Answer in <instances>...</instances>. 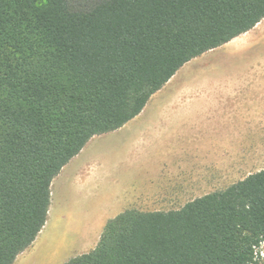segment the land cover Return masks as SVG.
<instances>
[{
	"label": "trees",
	"instance_id": "obj_1",
	"mask_svg": "<svg viewBox=\"0 0 264 264\" xmlns=\"http://www.w3.org/2000/svg\"><path fill=\"white\" fill-rule=\"evenodd\" d=\"M263 19L264 0H0V264L35 242L92 138ZM263 242L264 168L178 210H126L64 264H257Z\"/></svg>",
	"mask_w": 264,
	"mask_h": 264
},
{
	"label": "crops",
	"instance_id": "obj_2",
	"mask_svg": "<svg viewBox=\"0 0 264 264\" xmlns=\"http://www.w3.org/2000/svg\"><path fill=\"white\" fill-rule=\"evenodd\" d=\"M243 35L239 37L242 38L245 36ZM200 70L201 66L190 69L188 81H183V74L176 87L169 90V94L166 90L163 92L165 95L159 96L176 73L151 97L138 116L116 130L117 133L111 132L101 140L108 148L118 144L119 147H125L127 142L124 160L135 164L134 169L138 165L145 166L148 162H137L136 154H157L154 164H160L161 169H165V175L170 177L163 185L165 191L172 196H192L189 202L216 192V187L243 180V170L254 167L260 156L264 155V76L258 77L255 82L239 84L240 97L237 99L231 88L222 92L224 99L189 98L187 96L190 90L198 85H206L192 81L191 77ZM258 70H263L261 73L264 74V68ZM217 88L214 87L215 90ZM138 123H145L140 134L134 129ZM128 138L132 141H128ZM131 146L136 147V151L130 155ZM84 152L85 147L70 162L79 159ZM97 153L87 155L80 163L81 168L72 169L68 173L70 175L78 170L73 180L78 178L80 181H77L81 184L82 180L94 177V187L88 193H94L104 203L103 210L97 215L99 219H103L104 226L105 219L109 217L102 211L113 207L117 192V186L113 184L115 164L113 160H108L105 164L95 156ZM196 194L199 196H195Z\"/></svg>",
	"mask_w": 264,
	"mask_h": 264
},
{
	"label": "rangeland",
	"instance_id": "obj_3",
	"mask_svg": "<svg viewBox=\"0 0 264 264\" xmlns=\"http://www.w3.org/2000/svg\"><path fill=\"white\" fill-rule=\"evenodd\" d=\"M246 34L251 38V42L245 51L235 54L236 56H223L218 52L222 46L212 52L201 55L195 62L193 60L192 64L190 62V65L188 63L184 65L174 77L175 81L177 80L176 82L174 81L175 84H170L173 78L162 89L159 96L165 95L163 92L166 90L171 91L174 89L183 74H185L183 81H188V71L201 66L200 72L191 78L192 81L205 83L207 87L206 85H198L192 91L190 90V94L187 97L224 99L222 92H225L224 89L226 88L229 90L231 88L235 99L239 98V84L255 82L258 77L264 76L261 73L263 70H258V68H264V19ZM204 55L209 56V59L200 62ZM195 63L197 65H194ZM214 87H218L217 90ZM228 108H231V106H228ZM143 124L145 123H138L136 128H134L137 134H140V130H143ZM117 132L115 131L114 133ZM109 134L111 133L95 136L90 140L85 146V152L82 156L70 162L53 180L47 223L32 246L19 255L14 264H64L71 258L86 254L96 247L105 226H102L103 219L97 217L101 212L100 210H103L102 204L104 203L94 193H88L94 187V177L82 180L83 183L81 184L78 183L80 179L76 178L73 180V177L68 173L72 169L81 168V161L89 154L94 155L98 152L95 156L100 158L105 164H107L108 160H113L115 164L113 184L117 186V192L113 207L102 211L109 217L105 219V222L130 209L143 212L170 211L178 210L189 202L188 200L192 196H172L167 194L163 185L170 180V177L167 174L165 175V169H161L162 166L160 164H154L156 163L157 154H136L137 162L141 160L148 162L147 166L138 165L134 169L136 167L135 164L126 163L124 160V150L128 147L127 142L125 147H119L120 144H118L110 145V148L101 143L102 138ZM128 141H132V139L129 140L128 138ZM135 148L133 146L129 147L130 155L131 152L136 151ZM262 168H264V155L260 156V160L257 164H254V167L244 169L242 177L245 178L247 175L256 173ZM228 186L230 185L216 187L215 191L223 190ZM213 189L212 191H214ZM195 196L199 195L196 194ZM102 218L106 217L102 216ZM47 225L48 227L43 235ZM257 253L256 263L264 264V246L260 247Z\"/></svg>",
	"mask_w": 264,
	"mask_h": 264
},
{
	"label": "bare ground",
	"instance_id": "obj_4",
	"mask_svg": "<svg viewBox=\"0 0 264 264\" xmlns=\"http://www.w3.org/2000/svg\"><path fill=\"white\" fill-rule=\"evenodd\" d=\"M245 35V36H244ZM242 38L237 37L234 38L233 40H231L229 43H227L226 45H224L218 52L220 55L226 56V55H233L237 54L239 52L245 51L248 48L249 43L251 42V38H249L248 35L244 34ZM214 53V52H213ZM212 53V54H213ZM217 53V51H216ZM210 56V54H209ZM209 56H203L200 59L201 61H207L209 59ZM236 56V55H235ZM195 62V61H194ZM197 62V61H196ZM194 65H197L196 63ZM192 67V66H191ZM175 78L170 82V84H175ZM174 82V83H173ZM82 182V181H81ZM77 184V183H75ZM48 225L45 227L44 231H43V235L45 234V231L47 229Z\"/></svg>",
	"mask_w": 264,
	"mask_h": 264
},
{
	"label": "built area",
	"instance_id": "obj_5",
	"mask_svg": "<svg viewBox=\"0 0 264 264\" xmlns=\"http://www.w3.org/2000/svg\"><path fill=\"white\" fill-rule=\"evenodd\" d=\"M262 246H264V242L263 243H261V245L259 246V247H256L255 248V251H254V255H255V261H256V259L258 258V249L260 248V247H262Z\"/></svg>",
	"mask_w": 264,
	"mask_h": 264
},
{
	"label": "flooded vegetation",
	"instance_id": "obj_6",
	"mask_svg": "<svg viewBox=\"0 0 264 264\" xmlns=\"http://www.w3.org/2000/svg\"><path fill=\"white\" fill-rule=\"evenodd\" d=\"M77 172H78V170H75V171L72 172L70 175H71L72 177H74V176H76ZM106 223H107V221H106ZM106 223H105V224H106Z\"/></svg>",
	"mask_w": 264,
	"mask_h": 264
}]
</instances>
